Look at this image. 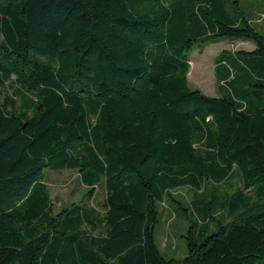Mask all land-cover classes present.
<instances>
[{"label":"trees","instance_id":"trees-1","mask_svg":"<svg viewBox=\"0 0 264 264\" xmlns=\"http://www.w3.org/2000/svg\"><path fill=\"white\" fill-rule=\"evenodd\" d=\"M240 6L0 0V264H264V35ZM224 38L256 47L221 51V95H207L190 55ZM47 168L78 170L88 200L55 210ZM235 175L222 199L193 200L206 222L165 258L170 191ZM208 203L229 218L212 233Z\"/></svg>","mask_w":264,"mask_h":264},{"label":"rangeland","instance_id":"rangeland-1","mask_svg":"<svg viewBox=\"0 0 264 264\" xmlns=\"http://www.w3.org/2000/svg\"><path fill=\"white\" fill-rule=\"evenodd\" d=\"M241 17L249 19L253 26L264 35V0H241ZM253 41L224 38L210 42L203 47H197L190 55L191 68L189 83L191 87L201 89L205 94L220 96V83L217 79L216 60L223 50L255 48ZM45 179L55 210L71 202L88 200L87 186L82 182L80 173L75 169L45 170ZM241 184L235 175L222 183L207 181L205 187L198 193L188 187L171 190L166 200L159 205V221L156 224L155 239L163 256L167 259H182L188 254L186 236L191 227L198 230L206 222V217L198 212L193 200L200 197L212 198L216 193L219 198L236 190ZM215 190V191H214ZM214 191V192H212ZM104 189L100 184L94 196L89 200L97 208L103 210ZM208 200V199H207ZM225 199H223L224 201ZM208 211L215 219H211L209 233L218 229L219 219L228 220L220 203H208Z\"/></svg>","mask_w":264,"mask_h":264}]
</instances>
